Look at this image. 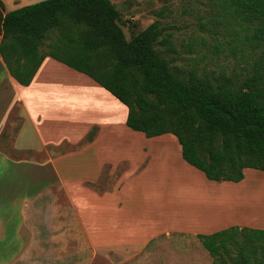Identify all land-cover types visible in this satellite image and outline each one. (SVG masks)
I'll list each match as a JSON object with an SVG mask.
<instances>
[{
  "label": "crops",
  "instance_id": "obj_1",
  "mask_svg": "<svg viewBox=\"0 0 264 264\" xmlns=\"http://www.w3.org/2000/svg\"><path fill=\"white\" fill-rule=\"evenodd\" d=\"M0 2L4 14L35 4L31 0ZM127 114L128 108L99 83L52 57L44 59L29 86L19 84L0 57V159L14 173L9 175L13 177L9 193L12 197L23 194L26 246H34L36 232L41 234L35 227L38 217L47 212L31 207V201L54 187L63 192L65 211L72 216L60 226L64 231L71 226V232L60 238L63 241L72 240V231L78 229L94 246L107 248L147 246L171 233L208 235L230 227L264 230V215H260L264 192L258 170L247 173L246 169L238 183L203 180L197 175L177 181L175 171L189 165L177 138L170 133L148 138L126 125ZM177 143L180 160L172 157ZM64 145L70 150L50 153ZM26 153L45 158H26ZM121 164L127 168L117 177ZM106 167L114 168L110 176L116 175L117 183L100 194L93 186ZM57 213L58 208L50 211V215ZM26 246L19 262H26Z\"/></svg>",
  "mask_w": 264,
  "mask_h": 264
},
{
  "label": "trees",
  "instance_id": "obj_2",
  "mask_svg": "<svg viewBox=\"0 0 264 264\" xmlns=\"http://www.w3.org/2000/svg\"><path fill=\"white\" fill-rule=\"evenodd\" d=\"M224 3L260 44L264 0ZM3 10L0 2V57L19 84L29 86L52 57L124 104L130 129L148 138L173 134L182 158L208 180L238 183L246 169L264 172V75L257 67L240 85L215 84L194 71L181 76L156 49L170 43L159 23L127 40L110 0H45ZM196 237L212 264H264V230L230 227Z\"/></svg>",
  "mask_w": 264,
  "mask_h": 264
},
{
  "label": "rangeland",
  "instance_id": "obj_3",
  "mask_svg": "<svg viewBox=\"0 0 264 264\" xmlns=\"http://www.w3.org/2000/svg\"><path fill=\"white\" fill-rule=\"evenodd\" d=\"M31 1L39 3L45 0ZM110 1L120 13V26L127 40L147 29L152 23H159L163 37L169 39L170 43L158 45L156 49L162 56L173 60V66L181 76L187 77L194 71L205 79H211L215 84L231 79L232 82L240 85L247 77L253 75L256 67L264 75V40L260 44L253 40V27L235 18L232 14L233 10H227L225 0ZM44 51H49V48L46 46ZM69 150L70 147L64 145L57 151L50 150V153ZM172 151L175 154V156L171 154L172 157L180 160L181 151L178 143ZM26 158L43 160L45 156L26 153ZM185 166L188 169L175 171L174 176L177 181L181 182L184 176L189 175H197L205 180L206 177L200 170L190 165ZM126 168V164L119 165L115 171L117 177ZM113 171L114 168L104 169L101 180L93 186L96 192L102 194L114 189L117 182L116 175L110 176ZM254 171L256 170L248 169L247 173ZM259 172L262 174L260 181H264V172ZM13 174L6 160L0 159V264H212L213 262L195 234L171 233L155 239L147 246L107 248L94 246L78 229L77 232L72 231V240L68 238L63 241L60 238L66 235V232H71L69 230L71 226L64 227L65 231L60 229V226L72 216L66 213L65 208L68 210L66 198L57 187L52 188L40 199L31 201L33 202L31 207H42L47 212L38 217L39 225L36 224L35 227L41 234L38 236L36 232L34 246H26L22 239L25 226L23 194L12 197L8 191V185L13 181V177L9 175ZM19 183L15 181L14 185ZM184 185L187 184H181L180 187ZM260 186L262 187V184ZM26 191L29 192L28 189ZM180 206L183 207V203ZM52 208H58L60 213L50 215ZM239 213L232 219L235 220ZM260 215H264V210ZM245 216L247 217V214ZM258 217H254L256 224ZM72 226H76V223ZM25 246L26 262H19Z\"/></svg>",
  "mask_w": 264,
  "mask_h": 264
},
{
  "label": "bare ground",
  "instance_id": "obj_4",
  "mask_svg": "<svg viewBox=\"0 0 264 264\" xmlns=\"http://www.w3.org/2000/svg\"><path fill=\"white\" fill-rule=\"evenodd\" d=\"M262 187H264V181H261ZM264 192V191H263ZM225 196V195H224Z\"/></svg>",
  "mask_w": 264,
  "mask_h": 264
}]
</instances>
